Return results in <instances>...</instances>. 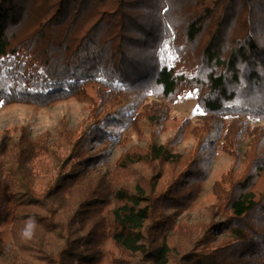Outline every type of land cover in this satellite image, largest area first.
<instances>
[{"label":"trees","instance_id":"obj_1","mask_svg":"<svg viewBox=\"0 0 264 264\" xmlns=\"http://www.w3.org/2000/svg\"><path fill=\"white\" fill-rule=\"evenodd\" d=\"M187 91L203 112L196 153L153 139L167 107L148 97ZM72 98L93 115L60 133L64 156L26 130L0 150V264H97L106 240L133 264H264V0H0V104ZM131 126L152 137L115 162L127 178L99 186L108 155L91 143H122ZM219 151L235 160L212 186L221 219L197 236L185 225L179 251L165 210L193 205Z\"/></svg>","mask_w":264,"mask_h":264},{"label":"rangeland","instance_id":"obj_2","mask_svg":"<svg viewBox=\"0 0 264 264\" xmlns=\"http://www.w3.org/2000/svg\"><path fill=\"white\" fill-rule=\"evenodd\" d=\"M159 100L161 102L163 101V104L167 107L165 111L167 112L168 120L164 123V129L153 139H156L159 143H167L175 152L196 153L198 151V140L192 134V131L195 124L199 122L203 112L197 107L194 93L187 91L172 103L151 96L148 97V101H151L149 107L159 103ZM102 114H104L103 110L99 112V116H102ZM91 115H93L91 105L86 101L77 100L75 98L63 100L47 106H36L34 104L25 103L10 105L0 104V150L5 147L10 140H17L20 134H24V130H26L31 140L43 137L47 140V145H54L57 149V153L60 154V156H64L69 152L71 144L68 143L67 138H60V133H64L65 129H70L74 130L76 136L89 122ZM184 119L186 121H184ZM183 123L185 124L183 130L184 134L180 136L178 132L182 130L181 125ZM121 135L122 143L112 146L100 140L93 141L89 150L90 154H97L99 152L106 153L107 151L108 156H103L104 162L96 165L91 171V174H93L99 186L109 187V190L114 186L116 187L117 183L120 184L123 178H127V175L123 177L124 173L120 169L118 170L115 168V162L119 160L127 149L134 146H143L152 137L147 131L142 133L138 128H135V126L134 128L131 126V128L124 130ZM200 153V156L205 155V152L200 151ZM49 159L50 160L46 159L45 162L52 168V171H49L47 175L51 177L54 173L53 168L55 167V162L52 161L50 157ZM234 164L235 160L232 157L219 151L212 159L210 166H207L208 173L205 182H203V192L193 205L189 208H179L178 210L174 208L165 210L167 214L172 216L174 224H176L175 228L168 230V234L173 243L178 245L177 249H179V251H182L189 242V233L185 225H188L191 230L198 225L199 230L196 228L193 229L196 231L195 235L197 236L199 233H196L201 232L200 229L202 225L205 224V222H209L211 217L215 220L221 219L220 215L214 214L217 207L216 204L214 205L216 199L212 186L214 181L231 169ZM240 168L242 167H236V169ZM38 169L40 168H37V170ZM138 170L142 173V176L151 175L153 173L150 167L148 168L145 165L139 166ZM164 176V182L170 179L169 173L166 172ZM41 178H43V174ZM110 201L111 198L109 197V202ZM5 229L7 231L5 233L6 237L9 239V243H11L12 237L10 236V228L5 227ZM224 236H226V234L223 233L217 235L218 239ZM100 256L101 258L97 264H119V261L123 264H133V262H135V258L131 259L126 253L123 254V252L110 240H106L102 245V255Z\"/></svg>","mask_w":264,"mask_h":264},{"label":"clouds","instance_id":"obj_3","mask_svg":"<svg viewBox=\"0 0 264 264\" xmlns=\"http://www.w3.org/2000/svg\"><path fill=\"white\" fill-rule=\"evenodd\" d=\"M29 234V233H26V235Z\"/></svg>","mask_w":264,"mask_h":264}]
</instances>
